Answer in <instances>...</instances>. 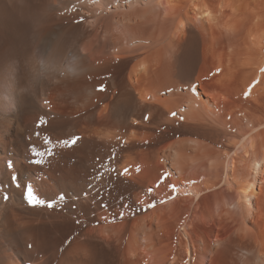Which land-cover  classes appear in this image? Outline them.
Listing matches in <instances>:
<instances>
[{
  "label": "bare ground",
  "instance_id": "obj_1",
  "mask_svg": "<svg viewBox=\"0 0 264 264\" xmlns=\"http://www.w3.org/2000/svg\"><path fill=\"white\" fill-rule=\"evenodd\" d=\"M91 176L151 208L89 226ZM9 214L0 264H264V0H0Z\"/></svg>",
  "mask_w": 264,
  "mask_h": 264
},
{
  "label": "rangeland",
  "instance_id": "obj_2",
  "mask_svg": "<svg viewBox=\"0 0 264 264\" xmlns=\"http://www.w3.org/2000/svg\"><path fill=\"white\" fill-rule=\"evenodd\" d=\"M117 178L118 177H109L107 179V178H101V177H97V176H94V177L91 176V177L85 179V181L87 182V185H88L87 187L89 188V186H90L89 189L87 188L89 192L84 193V195L89 198V202H88L89 203V226H91V224H92L91 227L99 225V223H95L96 218H97L95 216H97L100 209L105 208L106 206H107L106 208L107 209L110 208L111 211H116L120 207L122 210L120 208L117 210V211H119L120 214L115 212L116 214H118V217H122V213H123V214H126L127 217L130 216L129 218L137 216L141 213L142 214L148 213L149 209L151 208L150 205H146L147 203L144 204L143 200H141V198H144L145 196H147L146 194H149V191H147L146 189L138 188L139 186H137L133 182H130L129 180H126L123 178H121V180H120V178H118V179ZM80 179H82V178L75 179V180H77V183H79V185H80V181H79ZM37 180H38L39 184H42V186L39 187V189L41 191L52 194L54 196L58 195L57 193L59 191H58V188L54 185V181L51 182V180L49 178H45V177H38ZM97 181H98V183H97ZM101 182H103V183H101ZM106 182L110 183V184H106ZM31 185H32L31 183H30V185L27 183L24 185V188L26 186L31 187ZM95 188L96 189L98 188L100 191L97 189L99 191L98 192ZM94 189L97 192H95ZM29 191H27V192H29L31 195H33V191L30 189H29ZM35 198H36V196H35ZM96 198H98V199H96ZM67 199H68V201H71L70 204L72 205V207L74 206V208L71 207V209H70L68 207V208H65L66 210L63 208L61 210H63L62 212L65 214H68V215L72 214L71 217H70V215L67 217L69 218V220H71L72 218L74 220L77 218L76 216H79V214H80L79 206L76 205L78 203H76L75 199H73V198L71 199L69 197ZM97 203H98V205H97ZM81 204L84 205L83 202H81ZM67 209H68L69 213H67ZM75 209H77L76 210L77 212L75 211ZM78 210H79V213H78ZM73 211L75 214V216H74L75 218L73 217ZM9 215L6 218L7 221L5 220L7 223L2 222L4 224L1 223L0 228L4 229L5 227L9 226L8 222L11 221V219H12V215H10V216ZM28 215H30V214L28 213ZM74 221L77 222V220H74ZM6 247H7L8 251L10 250V253H13L14 255L19 257L20 259H24L25 254H26V251H25L26 249L24 248V244H22L20 242L9 241L6 243ZM109 260H111V261H109ZM102 262H100V264H123L121 259H119L117 257L111 258V259H105Z\"/></svg>",
  "mask_w": 264,
  "mask_h": 264
},
{
  "label": "snow or ice",
  "instance_id": "obj_3",
  "mask_svg": "<svg viewBox=\"0 0 264 264\" xmlns=\"http://www.w3.org/2000/svg\"><path fill=\"white\" fill-rule=\"evenodd\" d=\"M97 90L101 91V92L106 91V86L101 85ZM73 142H75V141H73ZM33 162L34 163H42V161H36V160H34ZM17 184H18V178H17ZM28 187L29 186H26V191L28 190Z\"/></svg>",
  "mask_w": 264,
  "mask_h": 264
}]
</instances>
